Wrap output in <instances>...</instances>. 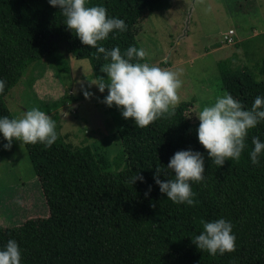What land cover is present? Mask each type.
Here are the masks:
<instances>
[{
	"label": "trees",
	"instance_id": "16d2710c",
	"mask_svg": "<svg viewBox=\"0 0 264 264\" xmlns=\"http://www.w3.org/2000/svg\"><path fill=\"white\" fill-rule=\"evenodd\" d=\"M90 3L102 4L108 15L125 21L126 31L98 42L106 49L118 46L123 53L129 45L140 48L137 25L160 0ZM64 19L47 0H0V78L6 81L0 116L13 117L5 94L30 63L44 57H51L61 71L68 69L66 54L87 58L98 81H107L101 66L109 60L83 45ZM220 72L226 92L245 108L255 96H264V57L259 82L246 66ZM198 123L192 103L183 101L172 114L144 128L125 124L117 131L120 152L110 160L88 145L65 141L56 121L58 138L51 147L25 144L47 214L0 223V247L15 239L22 251L21 264H264V154L259 164L249 158L252 137L264 140V122L248 130L240 158H229L221 166L198 142ZM186 148L204 155L205 179L191 182L192 205L172 202L153 180L156 166L166 165L175 151ZM136 173L143 180L131 183ZM220 217L232 222L237 247L210 256L191 237L202 230V220Z\"/></svg>",
	"mask_w": 264,
	"mask_h": 264
},
{
	"label": "rangeland",
	"instance_id": "374dc122",
	"mask_svg": "<svg viewBox=\"0 0 264 264\" xmlns=\"http://www.w3.org/2000/svg\"><path fill=\"white\" fill-rule=\"evenodd\" d=\"M137 28L145 62L178 73L182 80L178 103H192L195 115L226 92L222 68L236 69L247 62L255 77L261 78L258 57L264 55V0H160ZM230 28L237 39L232 45L222 38ZM253 42H257L256 54ZM66 59L68 69L63 71L51 57L30 63L5 94V104L13 117L39 108L58 122L65 141L88 145L112 160L121 149L117 131L134 121L123 118L115 105L102 102L107 89L101 93L92 83L98 78L89 59L71 54ZM4 143L0 136V223L47 214L25 144L14 140L5 149Z\"/></svg>",
	"mask_w": 264,
	"mask_h": 264
},
{
	"label": "clouds",
	"instance_id": "9594fccd",
	"mask_svg": "<svg viewBox=\"0 0 264 264\" xmlns=\"http://www.w3.org/2000/svg\"><path fill=\"white\" fill-rule=\"evenodd\" d=\"M63 15L64 24L79 38L83 45L94 47L103 53L109 62L101 66L107 81H94L99 92L107 89L102 102L115 105L123 118L131 117L137 128H144L162 117L172 114L179 102L177 90L182 85L176 71L162 68L157 64L142 62L146 53L143 48L129 45L121 53L118 46L106 49L98 43L113 37L116 31L127 29L125 21L110 16L102 4H91L90 0H47ZM258 82L261 78H257ZM6 81L0 78V93L5 90ZM87 95V93H85ZM197 115L196 135L198 142L207 150L216 166L225 160H238L245 148L248 130L264 122V96H255L251 106L245 108L242 101L224 92L216 96L214 103L204 106ZM0 135L10 148L14 140L23 144L40 143L44 148L51 147L58 138L56 121L37 107L25 110L20 116H0ZM253 147L249 152L252 164L260 163L264 154V140L252 137ZM163 175L166 179H160ZM143 176L136 173L131 183ZM204 176V155L191 148L175 151L166 165H158L153 180L159 191L172 202L192 205L195 193L191 182H201ZM202 230L191 237L201 251L210 256L223 255L236 250V235L232 222L223 217L202 220ZM22 251L15 239L9 238L0 247V264H21Z\"/></svg>",
	"mask_w": 264,
	"mask_h": 264
},
{
	"label": "built area",
	"instance_id": "2783aa9c",
	"mask_svg": "<svg viewBox=\"0 0 264 264\" xmlns=\"http://www.w3.org/2000/svg\"><path fill=\"white\" fill-rule=\"evenodd\" d=\"M223 42L232 45L236 42V34L234 29L230 28L222 35Z\"/></svg>",
	"mask_w": 264,
	"mask_h": 264
},
{
	"label": "crops",
	"instance_id": "0c3cea01",
	"mask_svg": "<svg viewBox=\"0 0 264 264\" xmlns=\"http://www.w3.org/2000/svg\"><path fill=\"white\" fill-rule=\"evenodd\" d=\"M257 35V33H256V31H255V29H254V36H256ZM259 40V39H258ZM258 40H255V41H258ZM236 41H237V39H236ZM261 41V40H260ZM254 43V54H256V46L255 45H257L256 43L257 42H253ZM243 51V50H242ZM241 53V52H240ZM264 57V55L263 56H259L258 57V60H259V62H261V60H262V58ZM260 64V63H259ZM242 66H246V67H248L249 68V65L247 64V62H245L243 65H241L240 67H242ZM231 70H234V69H231ZM259 73V72H258Z\"/></svg>",
	"mask_w": 264,
	"mask_h": 264
}]
</instances>
